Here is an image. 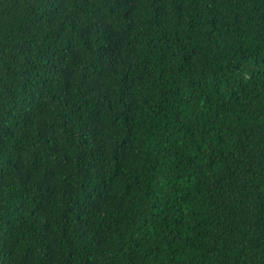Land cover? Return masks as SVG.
Masks as SVG:
<instances>
[{
    "label": "trees",
    "instance_id": "trees-1",
    "mask_svg": "<svg viewBox=\"0 0 264 264\" xmlns=\"http://www.w3.org/2000/svg\"><path fill=\"white\" fill-rule=\"evenodd\" d=\"M0 264H264V0H0Z\"/></svg>",
    "mask_w": 264,
    "mask_h": 264
},
{
    "label": "clouds",
    "instance_id": "clouds-1",
    "mask_svg": "<svg viewBox=\"0 0 264 264\" xmlns=\"http://www.w3.org/2000/svg\"><path fill=\"white\" fill-rule=\"evenodd\" d=\"M17 258H19V257H17Z\"/></svg>",
    "mask_w": 264,
    "mask_h": 264
}]
</instances>
